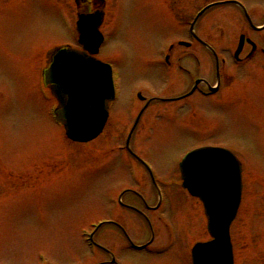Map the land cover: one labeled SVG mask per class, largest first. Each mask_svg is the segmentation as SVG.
<instances>
[{
    "label": "rangeland",
    "instance_id": "obj_1",
    "mask_svg": "<svg viewBox=\"0 0 264 264\" xmlns=\"http://www.w3.org/2000/svg\"><path fill=\"white\" fill-rule=\"evenodd\" d=\"M245 2L264 9V0ZM183 3L174 13L171 0H109L100 29L106 44L98 58L114 66L118 98L105 132L89 144L67 141L51 117L55 101L39 85L47 54L75 44L77 0L0 3V264L102 262L104 253L89 246L86 236L108 217L122 223L135 244L144 245L149 233L143 220L118 204L121 192L134 190L154 206L153 181L164 211L151 216L158 230L153 247L167 246L161 218L173 236L170 247L137 256L105 224L97 243L109 246L122 264H191L190 248L209 236L194 214L196 200L180 185L179 166L201 146L231 151L242 164V204L231 228L235 264H264V61L234 64L229 55L237 49L242 22L233 8L222 7L199 26L202 37L212 41L210 49L226 60L221 93L161 103L190 86L181 71L161 62L168 43L188 39L183 22L196 7L191 1L185 10ZM192 51L201 60V68L191 63L194 74L214 86L212 55L200 46ZM181 53L178 47L175 57ZM140 92L151 103L129 153L124 139L144 106ZM126 199L141 204L133 196Z\"/></svg>",
    "mask_w": 264,
    "mask_h": 264
},
{
    "label": "water",
    "instance_id": "obj_2",
    "mask_svg": "<svg viewBox=\"0 0 264 264\" xmlns=\"http://www.w3.org/2000/svg\"><path fill=\"white\" fill-rule=\"evenodd\" d=\"M102 23V13L80 17V42L90 56L61 51L46 73L47 84L56 85L52 91L60 101L57 119L74 142L86 143L102 133L108 118V101L114 97L110 67L91 57L103 43L99 32ZM63 95L68 97L67 103ZM180 169L183 187L204 204L208 230L214 239L194 248L193 264H234L230 228L242 201L240 163L228 151L207 148L189 154Z\"/></svg>",
    "mask_w": 264,
    "mask_h": 264
},
{
    "label": "flooded vegetation",
    "instance_id": "obj_3",
    "mask_svg": "<svg viewBox=\"0 0 264 264\" xmlns=\"http://www.w3.org/2000/svg\"><path fill=\"white\" fill-rule=\"evenodd\" d=\"M3 1L4 0H0V3ZM185 1H186V5L184 3H183L184 5L182 4L183 7H185V10L186 9L189 10V8H191V1H193L195 5L194 8L196 7L195 11H193L192 14H190V16L183 22L186 30L188 31L187 33L188 39H185L183 41L179 40V41L174 42L175 45H173L172 51L167 58V62L171 69H175L178 72L181 71L188 78V80H190V86L187 88L188 90L187 92H185L186 91L185 90L183 91L182 94L177 95V97L175 98H172L173 101H171V104L185 102L186 100L190 99L191 97L195 95H201L200 92L202 91L212 92V88H214L218 84L217 83L218 75L220 78V83H219V90L217 91L216 95L219 92H221L222 87L224 86L225 81L227 79L226 60L223 58L222 55L218 53L213 54L211 52L210 45L212 44L211 43L212 41L207 40L204 37H202L201 33L199 32V26H200L201 20H203L208 15L212 14L214 11L220 10V8L222 7L230 6L229 8H233L238 13L241 19V22H242V25L239 28V31L234 41V46H235L239 38V41H238V45H239V42L241 41L242 37H244V45H243L241 53L238 55V58H236L237 62L240 65H244L245 63H248V62L251 63L258 58L264 59V9L260 8L259 6H256V8H249L245 0H231L232 2L230 5H224V6L218 5L224 2L223 0H185ZM171 2H172L171 9L173 10L174 7L176 9L175 5H177V9L179 12L180 11L179 9H181V6H179V4H181V0H171ZM235 3H241L245 7L246 13L248 14L249 18L246 16V14H244L239 4H235ZM108 4H109V0H103V1L102 0H77V12L80 15L96 13L97 11H100V10H103L104 12H106V10L108 9ZM208 6H211V7H209V9H207L203 17H201L196 22V25L194 27V31L192 34L191 27H192V23L194 22L196 16L198 15L199 12H201L203 9H205ZM173 12L176 13L175 10H173ZM254 21H256L257 24H255ZM250 40L256 45L255 49H253L252 44L248 42ZM238 45H237V48H238ZM199 46L201 48L206 49L212 55L215 61L214 66L212 68V72L214 73L213 75L216 80V83L214 86H212L210 82L207 80L209 78H206L205 76H200V75L197 76L194 74L195 71L192 70L193 66L194 68L195 66H200L201 68L200 58L198 57L197 53H195V51H192V50H195V47H199ZM178 47L183 48L184 53H181L180 56L175 57V53ZM236 51L237 49L235 50V52ZM229 57L231 58V54L229 55ZM191 63L193 64V66L191 65ZM213 75L210 76V78H212ZM191 91L193 93L188 96V94ZM149 107H150V104L147 105V103H144L143 108H145V111ZM156 194H157V203H155L154 206H151L145 198L140 196L139 193H137L134 190H127V191L122 192V198L120 200L121 201L120 207L123 211L131 215H136L137 217L143 220L145 224V228L147 232L149 233V239H148L149 241L146 242L144 245L141 246V245L135 244L134 241L131 239L128 231L124 227V225L120 223L119 221L114 219L108 222L109 225L107 227H109L115 232L116 231L119 232V234L123 236L124 240L127 241L128 247L129 249H131L130 251H132L137 256L138 255L143 256L147 252L155 253L156 252L155 250H158V252L163 253L167 247H170L169 246L170 243L173 242V236L171 234L170 228L168 224L165 223L163 219L161 218L159 219V222L161 224V227L166 232L167 246L161 247L160 248L161 250H159V248L154 249L155 247H153L158 237L157 236L158 230L156 229L155 224L151 220V216L164 212L162 210L163 201L159 202L158 193ZM129 196H133L136 199H139L141 201V204L137 205L135 203H131L129 200L126 199ZM195 203H196L195 207L197 208V212L194 214L198 213V218L200 217L201 219H203V221L205 222V232H206V215L204 212V208L200 204V202L196 201ZM112 238L114 241H116L115 240L117 238L116 234H113ZM208 240L210 239H206V240L203 239V240H199L198 242H206ZM96 241L93 239V243L98 249V251L99 252L102 251L104 253V259L102 260V262H96L95 264H122L120 259L117 257L115 253L112 252L109 246H106L107 248L103 249L100 247V245H98ZM191 250L192 248H190V251Z\"/></svg>",
    "mask_w": 264,
    "mask_h": 264
}]
</instances>
